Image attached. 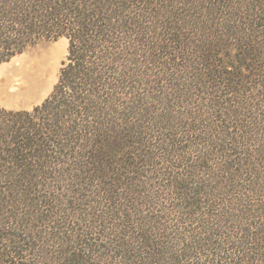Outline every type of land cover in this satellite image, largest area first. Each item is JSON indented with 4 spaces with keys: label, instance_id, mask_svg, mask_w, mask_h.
<instances>
[{
    "label": "trees",
    "instance_id": "1",
    "mask_svg": "<svg viewBox=\"0 0 264 264\" xmlns=\"http://www.w3.org/2000/svg\"><path fill=\"white\" fill-rule=\"evenodd\" d=\"M257 3L251 4L254 8L250 10L258 18L255 24L264 27V12L260 11L263 10L262 6ZM257 7L260 10H256ZM221 9L223 11L217 8L216 13L209 12L208 20L217 19L214 14L219 10L218 14L228 19L219 25L223 29H226L228 22L243 17L232 14L231 8L226 14V3ZM244 9L247 11V5H244ZM145 11L144 0H0V63L38 42L61 36L68 39L66 60L51 93L31 110L0 109V118L6 115L9 116L8 120L11 119L9 123L0 122V155L5 156L0 161L3 164L5 161L17 164L29 180L51 171L54 178L62 177L65 171L69 178L74 179L88 169L100 179L102 185L109 183L116 186L126 174H129L127 178L131 182L135 180L133 175L140 166L154 167L159 164L157 161L151 163V159L171 163L176 156V159L186 161L182 164L193 162L181 167L182 176L176 177L179 181L174 179L175 174L171 179V185L176 186V195L181 203L184 202L185 210L187 207L196 208L205 200H201L202 195L210 196L216 187L224 188L222 184L217 186L223 177L230 185L229 190L240 194L243 200H248L245 196L252 197L250 195L256 193L263 200L258 207L249 203V209L236 207L230 210L234 211L235 219L238 216L245 218L249 220L246 226L252 227V214L256 210L264 213V41L258 46L255 38H250L251 34L241 36L239 42L242 46L235 56V62L241 68L229 66L225 60L223 65L219 64L222 67L211 63L206 72L201 68L207 83L204 86L205 95L208 89V93L213 91L212 88L223 93V89L227 88L224 97H229H217L219 100L216 103L214 92V97L206 101L205 105L210 106L207 111L209 116L202 117L205 125L201 123V129L189 124V131L180 138V129L171 133L160 132L161 136L162 133L165 135L163 138L154 134L151 136L154 126L148 123L147 117L145 121L148 126H140L138 121L131 122V118L139 114L141 105L138 101L123 97L128 95L123 92L127 88L125 79L132 76L136 69L140 70V67L134 69L131 66L137 65V56L146 62L160 59L159 56L172 47V42L177 41L174 39H180L183 18L185 22L192 19L189 14L183 17L172 13L168 17L170 21L166 22L150 18ZM230 31L227 29L228 33ZM146 35L148 38L151 35L156 43L146 46L143 40ZM162 39H167L170 45L162 44ZM135 41L145 44L141 52H136ZM182 47L189 46L185 42ZM200 56L204 62L215 61L213 55L201 53ZM156 124L155 128L158 127ZM255 124H259L258 127L250 130ZM161 128L165 129L163 126ZM249 136L254 142L245 140ZM183 141L185 143L180 147ZM149 149L157 151L151 156ZM187 155L193 157L188 158ZM29 162L35 166H29ZM25 167L29 170L26 171ZM152 169L161 171L157 167ZM158 174L161 179L166 175ZM204 175L210 177L207 179ZM107 179L110 182H106ZM197 184L204 188L203 192L199 193ZM110 185L106 186L108 190L102 188L108 198L114 197ZM198 195L201 198L193 197ZM209 220H206L209 226L197 232L196 237L193 235L191 247L211 248L206 244V238L199 237L201 233L209 234L217 229L211 227L213 222ZM143 226L137 228L139 231L133 238L146 246L152 242L155 226ZM239 230L245 232L247 240H257L263 249L258 251L246 247V251L257 252V257L233 262V258L219 256L224 248L219 246L215 253L219 260H225L222 264H264V240L258 238L264 234L263 230L253 232L255 230L243 227H239ZM211 243H214L213 238ZM226 244L231 245L232 249L238 247L239 242L229 241ZM215 263H219L218 259Z\"/></svg>",
    "mask_w": 264,
    "mask_h": 264
},
{
    "label": "rangeland",
    "instance_id": "2",
    "mask_svg": "<svg viewBox=\"0 0 264 264\" xmlns=\"http://www.w3.org/2000/svg\"><path fill=\"white\" fill-rule=\"evenodd\" d=\"M256 1V5H261L263 9L257 7L256 10L264 12V0H144L145 13L150 18L169 22L168 17L175 13L183 17L189 14L192 20L185 22L183 18V27L180 28L182 36L174 39L177 41L172 42V47L168 52H163L160 59L146 62L137 56V65H131L134 69L140 67V70L136 69L132 76L125 79L127 88L123 92L128 95L123 97L138 101L141 105L139 114L131 118V122L138 121L140 126L153 124L154 131L150 135H159V138L165 136L163 133L161 136L160 132L171 133L178 129L181 130H178L180 138L187 133L189 124L201 129V123H204L202 117L209 116L207 111L210 106L205 105L206 101L214 97V92L216 103L219 100L217 97L229 98L224 97L227 88L223 89V93L215 88L208 93V89L205 95L206 78L203 71L206 72L211 63L221 66L219 64L224 60L228 65L241 68L235 62L238 48L242 46L239 42L241 36L251 34L250 38H255L258 46L264 41V27L255 24L258 18L250 10L254 8L251 4L255 5ZM224 3L227 5L226 14L229 8L232 14L243 17L245 12L244 18L227 21L226 29L219 27L228 20L223 14H218L219 10L223 11L221 7ZM242 4L247 5V11ZM217 8L219 10L214 14L217 19L208 20L209 12L216 13ZM210 9L213 10L208 11ZM227 29L231 31L228 33ZM150 36L148 38L146 35L143 39L146 46L155 42ZM220 38L223 40L219 41ZM142 42H134L139 49L136 52L144 49L145 44ZM185 42L189 47H182ZM166 43L170 45L167 39H162V44ZM67 48L68 39L61 36L28 46L21 53L0 63V109L31 110L40 104L57 83L60 68L66 60ZM201 53L213 55L215 61L205 63ZM157 91L160 93L157 94ZM153 105L156 107L153 108ZM146 117L149 124H146ZM8 119L9 116L5 115L0 118V122H11ZM155 124L158 127L155 128ZM258 125L251 126L250 130ZM246 139L254 142L250 136ZM183 143L179 146H183ZM149 151L153 156L157 150ZM174 158L171 163L151 159V163L157 161L159 164L154 167L140 166L133 175L135 180L131 182L127 178L129 174H126L116 186L106 183L110 182L109 179L105 182L107 185H102L100 179L88 169L74 179L69 178L65 171L62 177L54 178L51 171L29 180L17 164L9 161L3 164L0 161V264H199L212 260L214 263L212 261L209 264H217L216 259L218 264H222L225 260H219V256L233 258V262L257 257V252L246 251V247L260 251L262 245L255 239L247 240L245 232L240 231L239 227L264 232V213L256 210L250 217L253 220L250 227L246 226L249 220L240 216L235 219L234 211L230 210L236 207L249 209V203L258 207L263 200L257 193L250 195L252 197L245 196L248 200H243L240 194L229 190L230 185L222 177L217 186L222 184L224 188L218 186L211 191L210 196L202 195L201 200L205 198L204 202L201 201L196 208L187 207L189 211H186L184 202L181 203L176 195V186L171 185V179L175 174L174 179L178 180L176 177L182 176L183 172L181 167L193 162L182 164L186 161H180L176 156ZM28 165L35 166L31 162ZM156 167L161 171L152 169ZM63 168L66 170L65 166ZM25 170L29 169L25 167ZM122 171L126 172L125 169ZM158 173L166 175L161 179ZM109 185L113 191L112 198L106 197L107 192H102V188ZM197 189L201 193L204 188L197 184ZM208 219L213 222L211 227L217 229L213 231L214 234L211 231L209 234L201 233L199 237L206 238V244L211 248L191 247L193 235L196 237L197 232L210 225L206 222ZM147 225H154L155 229L152 242L143 246L133 237L139 231L137 228ZM212 238L214 243H211ZM258 238L264 240V234ZM229 241H238V247L231 249V245L226 244ZM219 246L224 248L218 256L215 253Z\"/></svg>",
    "mask_w": 264,
    "mask_h": 264
}]
</instances>
